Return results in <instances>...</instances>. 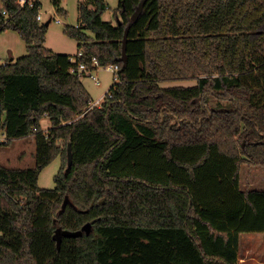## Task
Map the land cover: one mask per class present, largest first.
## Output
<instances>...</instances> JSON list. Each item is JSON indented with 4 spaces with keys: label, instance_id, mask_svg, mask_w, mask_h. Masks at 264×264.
Listing matches in <instances>:
<instances>
[{
    "label": "trees",
    "instance_id": "trees-1",
    "mask_svg": "<svg viewBox=\"0 0 264 264\" xmlns=\"http://www.w3.org/2000/svg\"><path fill=\"white\" fill-rule=\"evenodd\" d=\"M3 3L0 32L28 53L0 67V148L33 137L36 163L0 164V264H238L240 236L264 234V190L241 188L264 168V0H119L116 25L105 0L81 4L80 61L118 67L94 107L72 56L45 48L40 0Z\"/></svg>",
    "mask_w": 264,
    "mask_h": 264
},
{
    "label": "rangeland",
    "instance_id": "rangeland-1",
    "mask_svg": "<svg viewBox=\"0 0 264 264\" xmlns=\"http://www.w3.org/2000/svg\"><path fill=\"white\" fill-rule=\"evenodd\" d=\"M89 0H62L61 10L58 14L52 0H40L42 23H51L47 27L45 48L56 54L75 56L79 52V43L71 38L67 29H77L81 25L80 5L88 4ZM108 9L103 15V20L116 25L115 12L119 0H105ZM4 10L3 0H0V13ZM60 21V23H58ZM92 36L91 33L85 32ZM28 53L27 45L21 36L14 30L0 32V65L8 61H16ZM100 86H96L90 78L82 81L94 103L100 105L105 95L118 80L115 72L101 69L96 74ZM196 81L171 82L162 84L163 87L185 86L190 87ZM42 129L47 131L50 127L49 120L42 122ZM36 147L33 137L14 141L9 147L0 148V164L8 169H28L35 167ZM62 168L61 159H55L40 174L38 186L42 189L53 190L56 188L55 178ZM241 188L251 190H264V168L245 165L241 170ZM238 264H264V235L244 234L240 236Z\"/></svg>",
    "mask_w": 264,
    "mask_h": 264
},
{
    "label": "built area",
    "instance_id": "built-area-1",
    "mask_svg": "<svg viewBox=\"0 0 264 264\" xmlns=\"http://www.w3.org/2000/svg\"><path fill=\"white\" fill-rule=\"evenodd\" d=\"M19 3L21 6L28 4L30 7H33L35 4V0H19ZM41 8H42V6L39 7L40 11H41ZM38 20L42 21L41 13H39V15H38ZM58 23H60V21H58ZM82 57H83V53L80 51L77 55L72 56L70 58V62L73 64V68L71 70V73L79 76L80 78H82V80L84 78L92 79L96 86H100V81L96 77V74L101 69L111 70L112 72H115V74L118 72L117 66H109L106 68L102 67L99 64L98 60L95 58L92 60L91 65L85 64L84 62L80 61V58H82ZM5 65H6V62L3 63L2 65H0V67L5 66ZM100 105H97V103L93 102L92 107L100 106ZM8 142H9V137H8L7 133L5 131L0 132V144H7Z\"/></svg>",
    "mask_w": 264,
    "mask_h": 264
},
{
    "label": "water",
    "instance_id": "water-1",
    "mask_svg": "<svg viewBox=\"0 0 264 264\" xmlns=\"http://www.w3.org/2000/svg\"><path fill=\"white\" fill-rule=\"evenodd\" d=\"M50 23H51V20H49L46 23V26H49ZM126 42H127V31H126V34H125V40H124V43H123V51H122L123 54H122V58H121V61H123L124 63H126V61H127V51H126V45L127 44H126ZM243 146H245V143L243 144ZM72 165H73L72 147H71V144H69L68 153H67V167L65 169V174L66 175L70 172V170L72 168ZM68 204H69V199L67 197L65 199V201H64L62 211L66 208V206ZM90 231H91V225L90 224L85 225L81 231H77V232H66V231H63L62 229L59 228V229L56 230L54 239L58 243V248H60L62 237L64 235L68 236V237H78V236H81L83 234V232H86L87 234H89Z\"/></svg>",
    "mask_w": 264,
    "mask_h": 264
},
{
    "label": "crops",
    "instance_id": "crops-1",
    "mask_svg": "<svg viewBox=\"0 0 264 264\" xmlns=\"http://www.w3.org/2000/svg\"><path fill=\"white\" fill-rule=\"evenodd\" d=\"M262 235H264V234H262Z\"/></svg>",
    "mask_w": 264,
    "mask_h": 264
}]
</instances>
